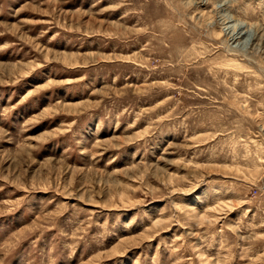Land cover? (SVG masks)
Returning <instances> with one entry per match:
<instances>
[{"label":"rangeland","instance_id":"obj_1","mask_svg":"<svg viewBox=\"0 0 264 264\" xmlns=\"http://www.w3.org/2000/svg\"><path fill=\"white\" fill-rule=\"evenodd\" d=\"M0 264H264V0H0Z\"/></svg>","mask_w":264,"mask_h":264}]
</instances>
